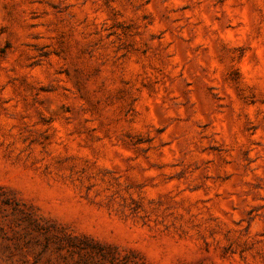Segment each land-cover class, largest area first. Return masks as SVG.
<instances>
[{"label":"rangeland","instance_id":"obj_1","mask_svg":"<svg viewBox=\"0 0 264 264\" xmlns=\"http://www.w3.org/2000/svg\"><path fill=\"white\" fill-rule=\"evenodd\" d=\"M0 264H264V0H0Z\"/></svg>","mask_w":264,"mask_h":264}]
</instances>
